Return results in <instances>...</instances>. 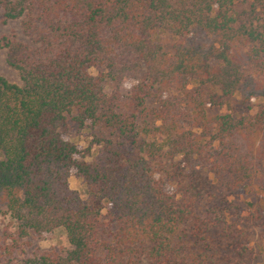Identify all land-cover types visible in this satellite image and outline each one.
Returning <instances> with one entry per match:
<instances>
[{
    "label": "trees",
    "instance_id": "1",
    "mask_svg": "<svg viewBox=\"0 0 264 264\" xmlns=\"http://www.w3.org/2000/svg\"><path fill=\"white\" fill-rule=\"evenodd\" d=\"M0 17L23 36L0 37L20 80L0 76V264H231L228 197L264 192V108L205 96L264 103V0H0ZM58 227L69 249L24 254Z\"/></svg>",
    "mask_w": 264,
    "mask_h": 264
},
{
    "label": "rangeland",
    "instance_id": "2",
    "mask_svg": "<svg viewBox=\"0 0 264 264\" xmlns=\"http://www.w3.org/2000/svg\"><path fill=\"white\" fill-rule=\"evenodd\" d=\"M3 35H14L17 39L23 40L19 29V21L11 20L3 23L0 17V37ZM155 40L162 43L165 49H169L174 37L167 34H158ZM91 73L95 74L96 70L92 69ZM0 76L12 83H20L17 72L6 65L5 50L1 47ZM205 88L209 90L208 87ZM212 93L214 94L210 98ZM205 98L207 100L206 110L208 113L230 114L235 119L252 116L259 108H264V103L261 99L243 103L237 94L221 97L219 92H210ZM213 99L217 102L215 105H211ZM63 138L75 143L81 152H84V150L88 151V154L83 157L84 160L89 161L94 155L95 147L92 145V137L89 130L78 128L69 122ZM68 182L70 188L76 190L83 200L87 198L85 185L75 175L74 169L70 170ZM228 200L233 208L226 214L227 232L230 236H234L232 240L238 241L236 250L241 252L240 254H233L230 263L264 264V192H248L244 188H240L230 194ZM8 223L9 221L6 217L0 216V225ZM70 247L64 229L58 227L48 233L30 235L23 243L22 251L25 255H29L32 252L49 251L62 253ZM19 259L20 256H17L15 264H18L17 261Z\"/></svg>",
    "mask_w": 264,
    "mask_h": 264
}]
</instances>
